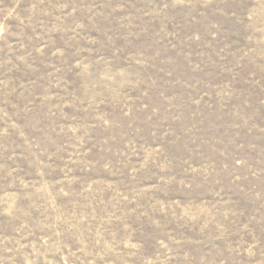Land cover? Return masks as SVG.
Returning a JSON list of instances; mask_svg holds the SVG:
<instances>
[{"label": "rangeland", "instance_id": "1", "mask_svg": "<svg viewBox=\"0 0 264 264\" xmlns=\"http://www.w3.org/2000/svg\"><path fill=\"white\" fill-rule=\"evenodd\" d=\"M0 264H264V0H0Z\"/></svg>", "mask_w": 264, "mask_h": 264}]
</instances>
